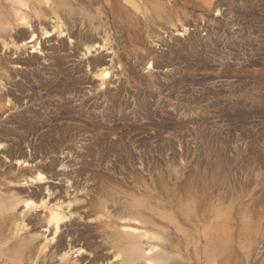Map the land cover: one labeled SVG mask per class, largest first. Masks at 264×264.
<instances>
[{
  "label": "rangeland",
  "instance_id": "rangeland-1",
  "mask_svg": "<svg viewBox=\"0 0 264 264\" xmlns=\"http://www.w3.org/2000/svg\"><path fill=\"white\" fill-rule=\"evenodd\" d=\"M162 1L175 10L171 23L157 24L159 38L136 44L117 31L116 45L100 50L113 65L103 85L86 71V58L47 54L62 41L58 35L42 39L47 55L36 73L41 106L34 109L50 110L31 137L7 122L17 108L1 116L0 132L8 127L6 145L17 139L36 166L66 165L46 173L44 186L65 188L66 174L81 191L147 197L160 211L151 212L159 234L169 238L149 255L161 264H262L264 240L247 259L236 215L243 179L264 184V0H219L216 7L218 0ZM135 220L130 227L139 228ZM80 248L89 261V247L82 242L74 251Z\"/></svg>",
  "mask_w": 264,
  "mask_h": 264
},
{
  "label": "bare ground",
  "instance_id": "bare-ground-1",
  "mask_svg": "<svg viewBox=\"0 0 264 264\" xmlns=\"http://www.w3.org/2000/svg\"><path fill=\"white\" fill-rule=\"evenodd\" d=\"M223 3L218 0L213 6ZM173 8L162 0H0V118L17 108L7 122L26 137L32 133L31 137L40 114L50 110L48 106L40 113V109H34V105L41 106L34 93L40 81L36 73H42L41 64L46 62L47 54L86 58V71L95 80L100 78L103 85L113 65L108 66L105 57L98 54L116 45L113 33L122 31V35L134 36L136 44L142 36L148 40L159 38L156 26L162 20L172 22ZM57 35L62 41L46 54L42 39L47 42ZM35 53L44 56L42 61ZM91 55L94 58L88 59ZM80 69L75 68L77 72ZM34 102L38 104L30 105ZM8 129L0 132V150L6 155L0 162V264H157L156 257L149 256L151 250L169 238L159 234L160 221H155L151 212L160 215V211L148 205L147 197L124 198L118 189L81 191L79 181L66 174L65 188L44 186L46 173L54 168L58 171V167L65 170L66 165L62 161L56 163L58 166L31 163V156L21 145L18 147L17 139H13L17 146L6 145L13 134ZM253 182L243 179L240 213L233 214L240 221L247 259L264 240V184L260 185L257 178ZM35 185H39L35 191L24 189ZM81 192L85 199L78 198ZM48 196L55 199L52 205ZM21 205L22 211L18 208ZM133 219H140L135 220L141 224L139 228L130 227ZM149 228L156 230L157 236H152ZM47 232L54 237L46 238ZM82 242L91 250L89 261L84 260L82 248L74 251Z\"/></svg>",
  "mask_w": 264,
  "mask_h": 264
}]
</instances>
